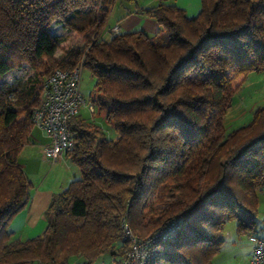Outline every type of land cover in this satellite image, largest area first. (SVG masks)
Returning <instances> with one entry per match:
<instances>
[{
  "label": "trees",
  "instance_id": "obj_1",
  "mask_svg": "<svg viewBox=\"0 0 264 264\" xmlns=\"http://www.w3.org/2000/svg\"><path fill=\"white\" fill-rule=\"evenodd\" d=\"M133 2L160 31L104 36L115 0H0V79L24 65L32 71L0 84V264H93L107 254L121 264L122 220L145 238L173 219L176 231L150 264H212L226 221L238 233L255 230L264 105L230 131L223 119L241 85L230 68L263 69L264 0H201L191 18L168 0ZM55 22L82 35V45L61 48ZM81 60L95 79L89 99L115 137L80 113L68 120L65 157L80 176L52 195L43 232L20 239L8 226L30 198L18 156L42 80Z\"/></svg>",
  "mask_w": 264,
  "mask_h": 264
},
{
  "label": "crops",
  "instance_id": "obj_2",
  "mask_svg": "<svg viewBox=\"0 0 264 264\" xmlns=\"http://www.w3.org/2000/svg\"><path fill=\"white\" fill-rule=\"evenodd\" d=\"M136 1L140 6H150L156 3V0ZM168 1L183 9L186 16L190 18L195 17L199 13L201 8V0ZM115 26L117 27V32L141 31L150 36L156 34L161 30L159 24L155 19L136 13L133 0H115V4L112 7L109 15V28L111 29ZM110 29L104 30V36L109 35ZM242 88L244 89L242 90ZM235 92H237V90ZM239 92L241 93L240 95L246 93L247 98H253V105L250 108L251 110L258 105H264V96L262 95L264 94V69L260 71L247 72L241 86L239 87ZM252 101L250 102V104H252ZM247 121L248 120L244 122ZM34 129L42 132V139L40 138L38 140L39 136L33 137L29 142L39 147L38 150L42 159L48 160L42 154V147L48 142V138L44 130L36 126H34ZM48 161H50L49 165L51 166L48 170V174L42 177V175L36 173L34 175L35 180L28 177L32 183L29 201L23 209L16 213L8 226V230L13 232L14 236L20 239L31 238L43 232L47 224L45 210L48 207L52 195L66 188L72 180L77 179L80 176L78 167L71 163L65 157V154H63V156H61L56 161ZM47 175L51 177V182H42V180L46 179ZM263 229L264 226H258L256 224V228L253 233H244L248 237L245 240L249 247L247 252L248 256L250 254L252 245L249 235L260 234L263 232ZM79 259L80 258L77 256H72L69 258V262L75 263L79 261ZM107 262H109L110 264H115L112 259L108 260V258L103 255L100 256L93 264H108Z\"/></svg>",
  "mask_w": 264,
  "mask_h": 264
},
{
  "label": "built area",
  "instance_id": "obj_3",
  "mask_svg": "<svg viewBox=\"0 0 264 264\" xmlns=\"http://www.w3.org/2000/svg\"><path fill=\"white\" fill-rule=\"evenodd\" d=\"M112 32H117L116 26L112 28ZM82 67L81 60L74 68L55 69L42 80L38 104L31 113V121L34 126L44 130L48 138V142L42 147V154L48 160L56 161L72 148L68 120L80 113L81 106L87 108L90 116L96 112L94 103L86 101L80 91ZM179 222L180 219H173L165 228L141 238L122 220L120 225L128 244L121 264H150L158 254L159 243L174 234ZM249 236L252 244L250 263L264 264V230L260 234Z\"/></svg>",
  "mask_w": 264,
  "mask_h": 264
},
{
  "label": "rangeland",
  "instance_id": "obj_4",
  "mask_svg": "<svg viewBox=\"0 0 264 264\" xmlns=\"http://www.w3.org/2000/svg\"><path fill=\"white\" fill-rule=\"evenodd\" d=\"M112 28L110 29V32H112ZM50 30L51 33L56 36L61 48H65L67 46L82 45V35L64 29L59 22L53 23L51 25ZM54 56L56 58H59L61 56V50L60 49L56 50ZM246 73L243 71H238L233 67L230 68V70L228 71V75L230 76L232 85H236L240 83L242 84ZM28 75H32V71L26 65H24L21 68L12 69L8 71L0 79V84L1 85H4L5 83L10 84L16 82L17 80L24 79ZM94 82L95 79L91 75L89 69L83 66L81 70V78H80V91L83 98L86 101L90 100L89 98L93 93ZM239 87L237 89V92H234L233 94L231 107H229V109L226 111L224 115L223 124H224V129L226 131H230L231 129L245 123L244 121L249 120V117H251L253 111V109L252 110L250 109L253 105V101H252L253 98H247L246 93L240 95L241 91L239 92ZM243 89L244 88H242V90ZM262 95L264 96V94ZM251 101L252 104H250ZM80 114L85 117L91 118L96 123H99V125L105 131L107 136L115 137L114 129L108 123L105 114L97 111V107H96V112H94L93 115L90 116V113L89 111H87V108L85 106H81ZM41 133L42 132H39V130L33 129L30 134V140L33 137H38V136H39L38 138L39 140L42 136ZM38 148L39 147L37 145H33L29 142L28 145L27 144L25 145L24 149L19 153L18 156L21 165L23 166L26 174L30 179H34V175L36 173H39L43 177L44 175L48 174L49 172L48 170L51 167L49 165L50 161L42 159L40 157ZM50 178L51 177L47 175L46 179L42 180V182H51ZM256 195L258 199L257 212L255 217L256 224L258 226L259 225L264 226V188L261 190H257ZM247 238L248 237L246 234L238 233L234 221L232 220L226 221L222 233L223 242L220 251L213 256L212 264H251L250 258L247 253L249 247L245 241ZM104 256L108 258V260L112 259L109 254ZM113 262L117 264L115 261ZM107 263L110 264L109 262Z\"/></svg>",
  "mask_w": 264,
  "mask_h": 264
}]
</instances>
